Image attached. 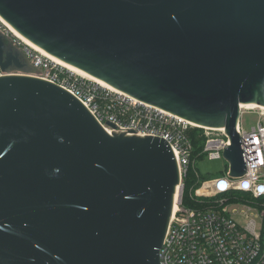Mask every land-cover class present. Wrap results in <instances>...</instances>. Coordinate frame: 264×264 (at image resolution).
Wrapping results in <instances>:
<instances>
[{"label": "water", "instance_id": "obj_1", "mask_svg": "<svg viewBox=\"0 0 264 264\" xmlns=\"http://www.w3.org/2000/svg\"><path fill=\"white\" fill-rule=\"evenodd\" d=\"M49 55L199 128H223L246 172L240 105L264 108V0H0ZM0 35V264H159L180 184L161 138L108 134L25 73ZM125 130V132H118Z\"/></svg>", "mask_w": 264, "mask_h": 264}, {"label": "built area", "instance_id": "obj_2", "mask_svg": "<svg viewBox=\"0 0 264 264\" xmlns=\"http://www.w3.org/2000/svg\"><path fill=\"white\" fill-rule=\"evenodd\" d=\"M0 35L27 60L34 76L76 98L108 134L115 129L106 121L118 129L167 142L178 168L180 193L159 252V264H264V108L242 110L239 106L236 132L242 143L245 174L231 177L228 165L222 175L203 182L194 192V196L212 198L213 202L191 209L182 205L183 179L194 164L190 133L199 127L43 56L12 36L1 22ZM3 75L0 70V77ZM244 114H254L258 119L249 131L240 126ZM199 129L205 136L202 156L221 158L229 142L224 129Z\"/></svg>", "mask_w": 264, "mask_h": 264}, {"label": "trees", "instance_id": "obj_3", "mask_svg": "<svg viewBox=\"0 0 264 264\" xmlns=\"http://www.w3.org/2000/svg\"><path fill=\"white\" fill-rule=\"evenodd\" d=\"M190 140L193 146L192 161L195 162L196 159L203 157L201 154L205 142L203 130L195 128L191 131ZM211 179L213 178L197 175L191 165L183 179L182 205L191 209H201L211 204L213 202L212 198H198L194 196V192L200 185Z\"/></svg>", "mask_w": 264, "mask_h": 264}, {"label": "rangeland", "instance_id": "obj_4", "mask_svg": "<svg viewBox=\"0 0 264 264\" xmlns=\"http://www.w3.org/2000/svg\"><path fill=\"white\" fill-rule=\"evenodd\" d=\"M24 59V58H23ZM26 63V67L23 71H8L7 73H25L29 75H33L34 72L30 68L27 60L24 59ZM257 116L251 114H244L240 118V126L244 131H249L252 127L257 124ZM228 167V163L225 161L223 157L221 158H209L208 156H203L195 160L192 168L194 169L197 175L206 176L210 178H216L223 174Z\"/></svg>", "mask_w": 264, "mask_h": 264}, {"label": "bare ground", "instance_id": "obj_5", "mask_svg": "<svg viewBox=\"0 0 264 264\" xmlns=\"http://www.w3.org/2000/svg\"><path fill=\"white\" fill-rule=\"evenodd\" d=\"M0 22L3 24V26L11 33L12 36H14L15 38H17L20 42H22L24 45L28 46L29 48H31L32 50L42 54L43 56H46L50 59H52L53 61L69 68L70 70L76 72L77 74H80L82 76H85L87 78H90L92 80H95L97 82H99L100 84H102L105 87H110L109 85H107L105 82L96 79L88 74H86L85 72L79 70L78 68H75L69 64L64 63L63 61L49 55L48 53H46L45 51H43L42 49H40L39 47L35 46L34 44H32L30 41H28L26 38H24L23 36H21L15 29H13L7 22H5L1 17H0ZM241 109L243 110H257V109H263V107L258 106L256 104H247V105H241ZM179 193H180V189L179 187L176 188V192L174 195V203H173V212H175L177 210V203L179 200Z\"/></svg>", "mask_w": 264, "mask_h": 264}]
</instances>
